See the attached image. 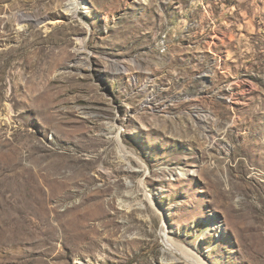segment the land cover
Segmentation results:
<instances>
[{
  "label": "rangeland",
  "instance_id": "1",
  "mask_svg": "<svg viewBox=\"0 0 264 264\" xmlns=\"http://www.w3.org/2000/svg\"><path fill=\"white\" fill-rule=\"evenodd\" d=\"M73 1L0 0V264H264V0Z\"/></svg>",
  "mask_w": 264,
  "mask_h": 264
},
{
  "label": "bare ground",
  "instance_id": "2",
  "mask_svg": "<svg viewBox=\"0 0 264 264\" xmlns=\"http://www.w3.org/2000/svg\"><path fill=\"white\" fill-rule=\"evenodd\" d=\"M71 3L74 5V6H72V7H75V9L72 8V10H74V11L76 12V10H78L77 7H76V2L72 0ZM71 3H70V4H71ZM77 3H78V2H77ZM75 12H74V13H75Z\"/></svg>",
  "mask_w": 264,
  "mask_h": 264
}]
</instances>
